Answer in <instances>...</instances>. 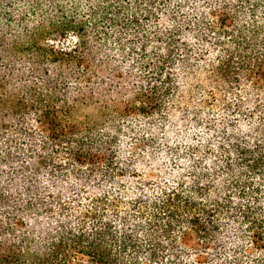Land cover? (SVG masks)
I'll list each match as a JSON object with an SVG mask.
<instances>
[{"label":"trees","instance_id":"trees-1","mask_svg":"<svg viewBox=\"0 0 264 264\" xmlns=\"http://www.w3.org/2000/svg\"><path fill=\"white\" fill-rule=\"evenodd\" d=\"M264 264V0H0V264Z\"/></svg>","mask_w":264,"mask_h":264},{"label":"rangeland","instance_id":"rangeland-1","mask_svg":"<svg viewBox=\"0 0 264 264\" xmlns=\"http://www.w3.org/2000/svg\"><path fill=\"white\" fill-rule=\"evenodd\" d=\"M86 264H90V263L86 261Z\"/></svg>","mask_w":264,"mask_h":264}]
</instances>
